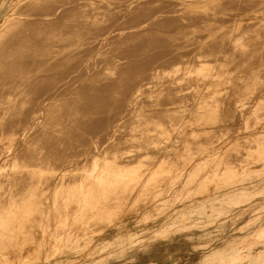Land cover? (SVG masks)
I'll return each instance as SVG.
<instances>
[{"label": "bare ground", "instance_id": "1", "mask_svg": "<svg viewBox=\"0 0 264 264\" xmlns=\"http://www.w3.org/2000/svg\"><path fill=\"white\" fill-rule=\"evenodd\" d=\"M69 1L0 0V161L8 164L12 149L13 166L0 232L19 238L16 255L0 264H82L99 252L106 264H123L134 250L143 264H264V239L242 245L264 230V162L231 171L222 186L217 174L225 155L252 140L264 150V0H171L160 10L147 0ZM150 152L160 156L152 168L170 169L145 180L132 174L145 159L98 156ZM139 196L147 202L133 203L109 232L61 240L52 255L22 250L37 209L46 223L69 217L49 216L53 201L92 204L100 215ZM236 200L260 208V223L196 260L187 238L203 247ZM31 239L39 242L36 230Z\"/></svg>", "mask_w": 264, "mask_h": 264}, {"label": "rangeland", "instance_id": "2", "mask_svg": "<svg viewBox=\"0 0 264 264\" xmlns=\"http://www.w3.org/2000/svg\"><path fill=\"white\" fill-rule=\"evenodd\" d=\"M71 1H73V0H70L69 2H71ZM170 1L171 0H147V2H148L147 6L151 9H155V10L156 9L160 10V9H164V8L169 9L171 7L173 8L174 4H172ZM196 39L197 38H195V40ZM237 108L242 109V110L244 109V107H242V106L237 107ZM250 114L251 113H247V115H250ZM252 142H253V146H251V147L249 145H245L244 147L243 146L240 147L239 150L232 151L229 154L225 155L224 159L220 163V167H219L218 172H217V174L219 176V180L221 181L220 185L227 181L226 176H228V179L230 178L231 171H233V170L243 171L245 169V167H247V166H258L264 162V150L258 151L255 148V145L258 142L257 140H252ZM5 154H6L5 160L6 161L8 160L7 163L9 165L6 164L5 162H4L5 164L3 163V165H2V162L0 161V164H1L0 165V199H3V195L4 196L9 195L10 196L12 193V189H11V176H12L11 171L12 170L11 169H13V166L10 162V160H11L10 156L12 154V149H8L7 151H5ZM145 154H147V153H138V155H134V156H124V155L118 156L119 154H116V153H100V155H98V156L99 157H106V158H110V159L130 158V157H133L132 159H137V160L145 159V162H133V164L135 166L134 167L132 166L133 167L132 168L133 169L132 174L133 175L135 174L137 176L135 178H137V179L141 178L143 176L141 179L145 180L146 176H144V175H149L152 172L162 173V172H165L166 170L170 169L169 167H166V169L165 168L164 169L152 168L151 164H154V162H155V161H153V159H156L160 156H157L158 155L157 153H152V152H150V154H152V155H145ZM169 154H174V153H169ZM93 156L94 155L92 153H90L86 157L91 158ZM161 157L167 158L171 162L174 158L175 159L178 158L175 155H164ZM176 163H178V162H176ZM83 164H86L87 166H89L90 162L80 163V164H78V166H81ZM109 164L113 165L115 163L111 162ZM137 165H139V166H137ZM73 171L69 170V171H67V173L73 174L74 173ZM76 172H89V171L78 170ZM108 172H110V171H108ZM24 174H26V172H22L21 176H23ZM78 174H80V173H78ZM110 174H111L110 175V177H111V176H116L118 173L116 172V170H112L110 172ZM129 174L131 175V171ZM155 179L156 178H154V180ZM7 186L9 188H7ZM210 186L215 187L216 184H211ZM12 188L14 191H16L14 184H13ZM182 188L183 187L178 188V191L176 190V195L178 192H180L182 190ZM53 189H56V188H53ZM74 190H76V189H74ZM105 190H107L108 192L110 191V194H107L106 191H104L102 194H103V196L104 195L110 196V198L108 200V201H110L111 198L113 197L112 191H116V190L114 189V186H110V188H107ZM21 191H23V188H20V192ZM102 191L103 190H99L98 192L101 193ZM99 193H97V194H99ZM97 194H95V195H97ZM16 198H17V200H18V198H20L19 194H18V196L16 195ZM77 201L78 200L71 199V204H68L67 206H65V205L61 206L60 205V207H59V203H61V201H53L52 202V210H51V214H49V216L52 215V217H55L56 213H61V212H67L68 213L67 216H69V217H66V216L58 217L57 223H51L50 220H49V223H46L44 221L45 218L43 217V212H41L40 209L39 210L37 209L36 212L38 214L35 216V218L28 220L27 227L24 229L25 234H24L23 239H22V250L29 251L32 253V255H36L38 257L46 256V255H52L55 252L56 247L61 240H66L67 238H71L75 235H81V234L86 233L88 231L92 232V233H95L97 231H103V230L109 232L108 228H109L110 223L115 222L118 217H120V218L127 217V213L133 211V209L135 210V208L133 206H131L133 203H145V202H147L142 196L134 197L133 199H130V201H128L127 203H125L124 206H121V207L115 202L111 207L108 208L107 211L104 212V214L101 213L100 215H98L91 208L92 204L80 206V203H78ZM237 201L238 200H236V202L232 203L234 205V208H235L233 210V213H235V214H232V217H231V215L229 213H226L221 217L220 222H221V225L223 226L221 228V231L216 230V233H214L210 236L201 237V239H200L201 241H206L205 245L203 247L196 246L197 245V241H196L197 237L189 236L187 238V240H189V243H195L196 242L195 249L192 251V254H193L194 258H196V260L199 259L201 256H204L206 253H210L212 249L222 245L228 238H230L232 235H235V233H238L239 231H237V230H239V227H246L245 229H247V228L253 229L255 227V225L260 223L259 219H261V217H262L260 214L261 213L260 208H256L257 210H255V208H253L251 211H247L243 208L238 207L239 205H238ZM54 202H56V204H54ZM180 202L184 203V202H186V200H183ZM93 204H95V202ZM56 207H57V211H56ZM131 207H133V209ZM164 207H165V205H164ZM158 210H159V208H152V210H150L149 213L151 216H153V215H155V213L158 212ZM123 213H125V214H123ZM208 216H210V215H206L205 217H208ZM256 220H257V222H256ZM44 226L46 229L44 228ZM210 226L215 227V223H210ZM237 226H238V228H236ZM52 229H53V231H52ZM245 229H243V230H245ZM34 230H36V232H37L39 242H34L31 239L33 237ZM63 230H65V231H63ZM200 231H201V233L203 232V230L201 228H195V233H197L198 236L200 234L199 233ZM1 237H3V238H1ZM14 239L17 242H19L18 237H15ZM14 239L11 240L10 230H8L7 232H5V231L0 232V255L1 254L3 255L2 259H0V260H3V258L4 259L6 258V257H4L6 253L9 257L11 254L16 255L15 250L17 248L15 246V240ZM261 239H264V230H262V229L259 230V228H255L253 231H251V233L247 237H245L243 239L245 241V243L242 245L243 246H252L255 244L256 240L258 241ZM47 240H50V241H47ZM3 243H5L6 246L4 244V247H3ZM24 245H25V249H24ZM106 253L107 252H99L98 258H96L95 261L93 259H90V260L83 262L82 264H94V262H95V264H106L107 262L105 260H102L103 257L106 256L105 255ZM117 254H119V253H117ZM132 255H133V258L130 261L120 262V263L134 264V262H135V264H143V263H141V261H142V258L146 256L144 253L142 254L139 250H134ZM125 257H127V255ZM17 259H18V263L19 262H20V264L24 263L21 257L17 258ZM159 262H161L160 264H164V262H162V260H160ZM15 263H17V260L15 261ZM168 264H170V263L168 262ZM178 264H183V263H178Z\"/></svg>", "mask_w": 264, "mask_h": 264}]
</instances>
